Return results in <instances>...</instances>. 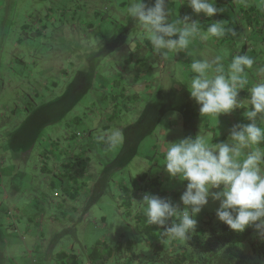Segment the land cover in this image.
Wrapping results in <instances>:
<instances>
[{
  "label": "rangeland",
  "instance_id": "374dc122",
  "mask_svg": "<svg viewBox=\"0 0 264 264\" xmlns=\"http://www.w3.org/2000/svg\"><path fill=\"white\" fill-rule=\"evenodd\" d=\"M132 2L0 0V264H62L63 254L91 264L97 246L112 251L105 264H157L158 252L223 224L209 199L188 239H171L137 202L148 193L180 204L187 182L163 166L168 143L200 131L218 143L249 123L243 108L202 117L187 84L192 58L219 55L227 71L246 54L254 64L238 99L247 103L264 82V0H216L224 11L211 18L167 0L173 23L190 15L202 31L218 21L232 29L195 39L191 56L157 54L127 14ZM116 127L123 138L109 147L99 137ZM240 248L246 264H264L253 229Z\"/></svg>",
  "mask_w": 264,
  "mask_h": 264
},
{
  "label": "clouds",
  "instance_id": "9594fccd",
  "mask_svg": "<svg viewBox=\"0 0 264 264\" xmlns=\"http://www.w3.org/2000/svg\"><path fill=\"white\" fill-rule=\"evenodd\" d=\"M195 14L211 18L222 13L216 0H183ZM147 36L157 54L165 50L174 53L189 51L191 43L199 38H223L229 31L222 21L212 22L206 31L190 15L177 18L173 23L167 0H134L127 9ZM176 37V38H174ZM217 55L213 60L192 58L194 73L188 83L190 97L200 106V115L218 121L222 114L243 108L249 123L235 124L225 141L214 143L200 131L195 137H186L168 143L163 166L171 178L186 181L180 204L171 198H161L145 193L137 202L144 211L149 225L161 229L162 235L186 241L197 225V215L204 206L218 201L217 219L235 233L253 229L264 239V82L249 89L247 103L238 99L240 90L249 81L247 70L254 60L246 55H236L227 71ZM123 138L116 127L99 139L109 147ZM171 222V223H170Z\"/></svg>",
  "mask_w": 264,
  "mask_h": 264
},
{
  "label": "trees",
  "instance_id": "16d2710c",
  "mask_svg": "<svg viewBox=\"0 0 264 264\" xmlns=\"http://www.w3.org/2000/svg\"><path fill=\"white\" fill-rule=\"evenodd\" d=\"M251 234V228L243 233H235L225 224L212 226L203 234H191L187 245H180L163 254L158 252L157 264H246L247 256L240 245L245 243ZM100 250L101 246L94 249L90 257L91 264H105L112 259L111 250ZM60 259L62 264H78L73 255L63 254Z\"/></svg>",
  "mask_w": 264,
  "mask_h": 264
}]
</instances>
